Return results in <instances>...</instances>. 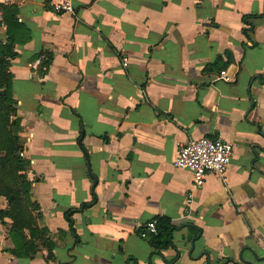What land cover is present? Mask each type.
<instances>
[{
	"label": "crops",
	"instance_id": "0c3cea01",
	"mask_svg": "<svg viewBox=\"0 0 264 264\" xmlns=\"http://www.w3.org/2000/svg\"><path fill=\"white\" fill-rule=\"evenodd\" d=\"M60 1L0 0L19 26L30 199L54 244L52 261L16 258L0 223V264H264V0H77L73 15ZM202 137L233 151L195 188L172 161ZM156 218L173 227L165 249L140 236Z\"/></svg>",
	"mask_w": 264,
	"mask_h": 264
},
{
	"label": "trees",
	"instance_id": "16d2710c",
	"mask_svg": "<svg viewBox=\"0 0 264 264\" xmlns=\"http://www.w3.org/2000/svg\"><path fill=\"white\" fill-rule=\"evenodd\" d=\"M0 11L7 35V43L0 42V197L6 202L5 209L0 210V223L4 225L9 222L8 238L13 246L11 254L14 257L31 260L36 253L44 252L45 261L48 262L54 258V244L48 237L47 230L38 227V221L41 219L40 208L30 199L31 181L26 175L29 162L22 156L24 150L19 141L20 122L16 117L11 96L12 76L9 73V64L15 57L13 38L19 26L14 10L0 6ZM248 18L250 17H242L244 25ZM243 33L248 42L246 32ZM226 57V62L218 57L213 64L205 68V72L227 69L233 61L230 55L226 54ZM50 62L51 57H46L41 67L47 69ZM71 215L72 211L66 213L72 231ZM153 220H156V233L149 237V243L154 249H165L169 246L173 227L168 219Z\"/></svg>",
	"mask_w": 264,
	"mask_h": 264
},
{
	"label": "built area",
	"instance_id": "2783aa9c",
	"mask_svg": "<svg viewBox=\"0 0 264 264\" xmlns=\"http://www.w3.org/2000/svg\"><path fill=\"white\" fill-rule=\"evenodd\" d=\"M77 0H61L56 12L73 15L74 4ZM0 27H4L0 11ZM228 80L224 72L221 73ZM233 145L220 139L202 137L178 145L172 166L175 169L189 171L193 177L195 188L201 187L208 175L223 177L232 156ZM191 196H189L190 198ZM156 220L147 223L141 232V238L154 235Z\"/></svg>",
	"mask_w": 264,
	"mask_h": 264
}]
</instances>
